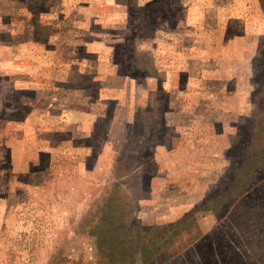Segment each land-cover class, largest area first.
<instances>
[{
    "label": "rangeland",
    "instance_id": "rangeland-1",
    "mask_svg": "<svg viewBox=\"0 0 264 264\" xmlns=\"http://www.w3.org/2000/svg\"><path fill=\"white\" fill-rule=\"evenodd\" d=\"M0 264H264V0H0Z\"/></svg>",
    "mask_w": 264,
    "mask_h": 264
},
{
    "label": "crops",
    "instance_id": "crops-1",
    "mask_svg": "<svg viewBox=\"0 0 264 264\" xmlns=\"http://www.w3.org/2000/svg\"><path fill=\"white\" fill-rule=\"evenodd\" d=\"M119 2L121 1V0H118ZM34 30H35V33L36 34H39V30H40V28L39 27H41V24H37V25H34ZM89 32H91V30H92V28H89Z\"/></svg>",
    "mask_w": 264,
    "mask_h": 264
}]
</instances>
